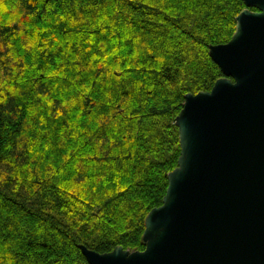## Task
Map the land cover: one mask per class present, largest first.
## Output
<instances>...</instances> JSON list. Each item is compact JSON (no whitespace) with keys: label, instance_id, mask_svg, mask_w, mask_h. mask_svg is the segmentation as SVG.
<instances>
[{"label":"trees","instance_id":"16d2710c","mask_svg":"<svg viewBox=\"0 0 264 264\" xmlns=\"http://www.w3.org/2000/svg\"><path fill=\"white\" fill-rule=\"evenodd\" d=\"M242 0H0V264L143 251L186 96ZM256 11L255 9H251Z\"/></svg>","mask_w":264,"mask_h":264},{"label":"water","instance_id":"95a60500","mask_svg":"<svg viewBox=\"0 0 264 264\" xmlns=\"http://www.w3.org/2000/svg\"><path fill=\"white\" fill-rule=\"evenodd\" d=\"M242 1L231 41L209 48L224 77L176 118L181 154L145 250L82 245L89 264H264V0Z\"/></svg>","mask_w":264,"mask_h":264}]
</instances>
